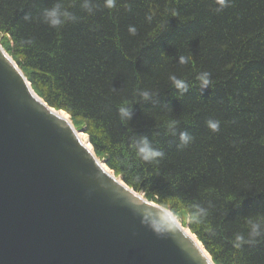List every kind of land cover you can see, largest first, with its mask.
Instances as JSON below:
<instances>
[{
  "label": "trees",
  "instance_id": "16d2710c",
  "mask_svg": "<svg viewBox=\"0 0 264 264\" xmlns=\"http://www.w3.org/2000/svg\"><path fill=\"white\" fill-rule=\"evenodd\" d=\"M56 3L76 19L50 27L44 11ZM92 9L82 0H0V42L96 156L174 211L215 264H264V238L233 247L248 220L264 215V0H230L221 10L215 0H116L112 9L92 0ZM180 56L191 59L180 64ZM172 75L187 91L174 88ZM143 91L152 96L144 100ZM124 101L127 121L118 113ZM180 132L192 137L187 145ZM139 137L164 153L158 163L135 156L130 144ZM193 204L206 210L200 224L183 219Z\"/></svg>",
  "mask_w": 264,
  "mask_h": 264
},
{
  "label": "water",
  "instance_id": "95a60500",
  "mask_svg": "<svg viewBox=\"0 0 264 264\" xmlns=\"http://www.w3.org/2000/svg\"><path fill=\"white\" fill-rule=\"evenodd\" d=\"M59 112L0 43V264H215L179 220L175 235L144 224L142 209H169L106 171Z\"/></svg>",
  "mask_w": 264,
  "mask_h": 264
},
{
  "label": "clouds",
  "instance_id": "9594fccd",
  "mask_svg": "<svg viewBox=\"0 0 264 264\" xmlns=\"http://www.w3.org/2000/svg\"><path fill=\"white\" fill-rule=\"evenodd\" d=\"M215 3L218 5V10H221L224 7L228 6L230 0H215ZM103 4L104 7L112 9L116 6V0H103ZM82 7L88 12H91L93 10L92 0H82ZM25 19H28V17L26 16ZM75 19L76 17L69 10L64 8L61 3H56L53 7L44 11V21L53 28H58L66 22ZM149 19H151V17H149ZM129 32L130 34L135 35V27L130 26ZM27 43H31V41H27ZM190 59V57L180 56L178 57V62L180 64H187L189 63ZM169 78L174 88L177 89L180 93H184L185 91H187L188 84L184 79L177 78L175 75H172ZM197 79L200 82L201 88L208 87L211 83L210 74L208 72L199 73ZM140 96L144 100H147L152 96V93L149 91H143L140 93ZM118 113L121 120L127 121L128 119H130L132 115L131 103H129L128 101H124L118 108ZM176 124L177 121L172 120L168 123V128L174 129V126ZM207 124L212 131L219 130V121L209 120ZM191 139L192 137L187 132L179 133V140L181 144L187 145L191 141ZM130 147L133 150L135 156L139 160L146 163H158L159 160L164 156V153L161 150L155 148L146 137L133 139ZM206 214V210L203 207H201L199 204H193L187 208L186 214L183 219L186 220V222L189 224H200L201 218L206 216ZM142 216L144 218V224H147L159 236L169 234L175 235L178 231L180 232V229L177 227L178 217L176 216L174 211L160 209L152 211L145 208L142 209ZM247 223V236L243 234H237L235 236L233 247L236 249H240L245 243L252 244L259 241L261 238H264V215L258 216L254 219L250 218ZM191 258L194 262L196 261V257Z\"/></svg>",
  "mask_w": 264,
  "mask_h": 264
},
{
  "label": "bare ground",
  "instance_id": "6f19581e",
  "mask_svg": "<svg viewBox=\"0 0 264 264\" xmlns=\"http://www.w3.org/2000/svg\"><path fill=\"white\" fill-rule=\"evenodd\" d=\"M61 115H63L65 118H67L68 120H69V116H68V114L66 113V112H59ZM81 133H79V137H80V139L82 140V136L80 135ZM89 141V140H88ZM87 141V142H88ZM86 146H87V144L86 143H84ZM87 147H89L88 149H92L91 151L92 152H94V150H93V148H92V145L90 144V142H88V146ZM101 161V166L106 170V171H108V172H110V173H112V171L105 165V163H104V161L103 160H100ZM184 230H185V232L187 233V234H189L194 240H196L197 241V243L200 245V247H201V243L198 241V239L196 238V236L194 235V234H192L191 232H190V230L187 228V227H184Z\"/></svg>",
  "mask_w": 264,
  "mask_h": 264
},
{
  "label": "rangeland",
  "instance_id": "374dc122",
  "mask_svg": "<svg viewBox=\"0 0 264 264\" xmlns=\"http://www.w3.org/2000/svg\"><path fill=\"white\" fill-rule=\"evenodd\" d=\"M58 111H60V110H58ZM69 116V115H68ZM69 118H70V116H69ZM82 131V130H81ZM81 136H82V141L84 142V143H86L87 144V146H88V136L82 131L81 132V134H80ZM88 141V142H87ZM89 148V147H88ZM90 150H92V149H90ZM113 173V172H112ZM140 193H142V192H140ZM143 195H144V193H143Z\"/></svg>",
  "mask_w": 264,
  "mask_h": 264
}]
</instances>
